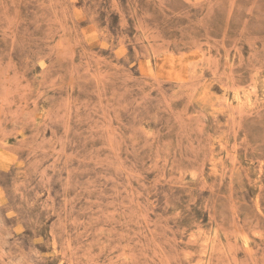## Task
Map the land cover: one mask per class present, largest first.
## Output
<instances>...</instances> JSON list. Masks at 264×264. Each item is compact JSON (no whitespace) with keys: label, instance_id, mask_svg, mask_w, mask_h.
<instances>
[{"label":"rangeland","instance_id":"1","mask_svg":"<svg viewBox=\"0 0 264 264\" xmlns=\"http://www.w3.org/2000/svg\"><path fill=\"white\" fill-rule=\"evenodd\" d=\"M0 264H264V0H0Z\"/></svg>","mask_w":264,"mask_h":264}]
</instances>
